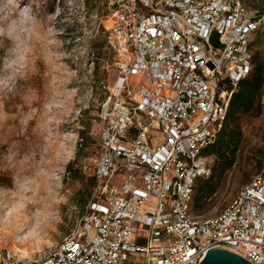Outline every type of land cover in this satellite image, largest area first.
Segmentation results:
<instances>
[{
    "label": "built area",
    "instance_id": "1",
    "mask_svg": "<svg viewBox=\"0 0 264 264\" xmlns=\"http://www.w3.org/2000/svg\"><path fill=\"white\" fill-rule=\"evenodd\" d=\"M116 78L103 104L96 198L60 243L0 264H200L213 248L264 264L260 172L218 214L193 215L197 183L264 12L242 0H112ZM264 103V100H263Z\"/></svg>",
    "mask_w": 264,
    "mask_h": 264
},
{
    "label": "clouds",
    "instance_id": "2",
    "mask_svg": "<svg viewBox=\"0 0 264 264\" xmlns=\"http://www.w3.org/2000/svg\"><path fill=\"white\" fill-rule=\"evenodd\" d=\"M66 3L69 19L82 24L75 0ZM62 12H47L44 0H0V129L11 126L9 102L24 106L16 131L0 137V235L7 230L9 243L20 247L55 238L70 202L65 176L72 159L58 125L75 114L78 90L70 81L79 73L69 61L87 49L59 50L63 33L48 24ZM49 87L55 92L46 99ZM26 138L40 143L26 146Z\"/></svg>",
    "mask_w": 264,
    "mask_h": 264
},
{
    "label": "rangeland",
    "instance_id": "3",
    "mask_svg": "<svg viewBox=\"0 0 264 264\" xmlns=\"http://www.w3.org/2000/svg\"><path fill=\"white\" fill-rule=\"evenodd\" d=\"M253 10L264 12V0H242ZM112 0H75L77 16H82L81 24L75 17L68 16L66 0H44V7L49 13L63 10L62 15L51 20L48 26L63 33L60 40L63 47L60 51L71 53L76 49H87V56L80 57L71 63L79 76L70 81L78 90L74 115L64 117L58 125V132L64 138L66 154L72 159L71 169L65 176V190L69 204L63 210V222L56 230L55 238L37 242L35 245L20 247L9 243L5 230L0 235V261L9 252L32 255L40 249H46L60 243L77 226L88 204L96 197L98 183L95 178L96 161L100 148V135L103 128L101 110L110 95V89L116 78L115 55L109 43L105 26L114 6ZM81 9H83L81 11ZM53 51L56 46L53 45ZM255 58L254 69L261 67L264 77V36L258 35L253 42ZM23 88L27 87L22 85ZM55 92L49 87L46 99ZM264 85L255 109L241 113L231 124V130L241 133L239 148L233 165L225 170L214 181L215 190L203 199L197 198L198 188L207 179H201L196 186L193 201L195 217H209L220 213L236 196L238 190L260 172L262 149L264 146ZM9 116L6 118L11 126L0 129V137L7 138L16 131L18 115L24 112V106L15 100L8 103ZM35 137V134H34ZM40 143L38 138H26V146ZM215 162L214 155H210ZM214 164V163H213ZM23 255V256H24Z\"/></svg>",
    "mask_w": 264,
    "mask_h": 264
},
{
    "label": "trees",
    "instance_id": "4",
    "mask_svg": "<svg viewBox=\"0 0 264 264\" xmlns=\"http://www.w3.org/2000/svg\"><path fill=\"white\" fill-rule=\"evenodd\" d=\"M263 85L264 77L261 67L255 68L248 78L240 81L238 89L232 97L226 121L215 144L205 150V154L216 157L211 177L198 188L197 198L199 200L214 192L215 177L221 176L227 168L233 165L240 145L241 133L238 129L231 130V124L235 122L239 114L248 113L255 109ZM71 167L72 163L68 169Z\"/></svg>",
    "mask_w": 264,
    "mask_h": 264
},
{
    "label": "water",
    "instance_id": "5",
    "mask_svg": "<svg viewBox=\"0 0 264 264\" xmlns=\"http://www.w3.org/2000/svg\"><path fill=\"white\" fill-rule=\"evenodd\" d=\"M200 264H252L240 255L226 250L213 248Z\"/></svg>",
    "mask_w": 264,
    "mask_h": 264
},
{
    "label": "bare ground",
    "instance_id": "6",
    "mask_svg": "<svg viewBox=\"0 0 264 264\" xmlns=\"http://www.w3.org/2000/svg\"><path fill=\"white\" fill-rule=\"evenodd\" d=\"M110 23H112L111 21H109ZM111 26V25H110ZM109 27V26H108ZM24 255V254H23ZM24 256H30V255H24Z\"/></svg>",
    "mask_w": 264,
    "mask_h": 264
}]
</instances>
